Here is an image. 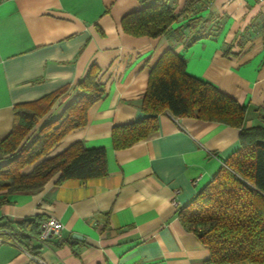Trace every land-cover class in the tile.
Wrapping results in <instances>:
<instances>
[{
    "label": "crops",
    "instance_id": "1",
    "mask_svg": "<svg viewBox=\"0 0 264 264\" xmlns=\"http://www.w3.org/2000/svg\"><path fill=\"white\" fill-rule=\"evenodd\" d=\"M153 1L0 3V139L12 130L14 105L66 87L49 112L60 114L75 98L72 87L95 65L105 94L89 107L85 126L66 134L50 155L76 142L104 148L107 155L103 178L59 183L56 174L36 191L0 192V222L39 217L42 224L54 217L63 225L45 243L39 229L31 240L34 254L0 242V264H205L209 259L207 248L181 225L178 211L238 149L239 129L163 114L157 132L123 150L113 149L111 132L144 116L149 73L170 48L185 60L188 75L246 108L245 128L263 125L264 0H197L192 12L187 8L193 0H167L180 15L167 34H125L122 18Z\"/></svg>",
    "mask_w": 264,
    "mask_h": 264
},
{
    "label": "trees",
    "instance_id": "2",
    "mask_svg": "<svg viewBox=\"0 0 264 264\" xmlns=\"http://www.w3.org/2000/svg\"><path fill=\"white\" fill-rule=\"evenodd\" d=\"M4 0H0V3ZM197 0L189 3L193 11ZM167 0L125 15L121 28L133 37L157 38L177 22ZM177 36V39H179ZM191 42H187L189 45ZM92 65L72 87L75 98L60 114L51 108L68 90L63 88L37 101L14 105L12 130L0 139V192L5 196L42 188L53 176L58 182H85L107 175L104 148L87 149L81 142L51 156V150L69 132L85 126L87 111L105 94ZM143 117L114 126L111 143L123 150L157 132L158 117L192 118L239 129V147L210 182L178 211L183 228L209 252L205 264H264V122L244 127L246 108L213 85L187 74L186 62L168 49L151 69L141 102ZM30 167L28 172L24 170ZM39 217L0 222V242L17 244L34 254Z\"/></svg>",
    "mask_w": 264,
    "mask_h": 264
},
{
    "label": "built area",
    "instance_id": "3",
    "mask_svg": "<svg viewBox=\"0 0 264 264\" xmlns=\"http://www.w3.org/2000/svg\"><path fill=\"white\" fill-rule=\"evenodd\" d=\"M196 183L197 181H193V184ZM62 229H63L62 223L59 220L55 219L54 217H50L40 226L39 239L41 243H45L53 236L58 235Z\"/></svg>",
    "mask_w": 264,
    "mask_h": 264
}]
</instances>
